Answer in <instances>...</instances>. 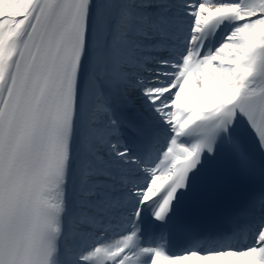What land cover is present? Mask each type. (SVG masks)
Segmentation results:
<instances>
[{
    "label": "snow or ice",
    "instance_id": "snow-or-ice-1",
    "mask_svg": "<svg viewBox=\"0 0 264 264\" xmlns=\"http://www.w3.org/2000/svg\"><path fill=\"white\" fill-rule=\"evenodd\" d=\"M0 264H264V0H0Z\"/></svg>",
    "mask_w": 264,
    "mask_h": 264
},
{
    "label": "bare ground",
    "instance_id": "bare-ground-1",
    "mask_svg": "<svg viewBox=\"0 0 264 264\" xmlns=\"http://www.w3.org/2000/svg\"><path fill=\"white\" fill-rule=\"evenodd\" d=\"M113 227H115V226H113ZM109 239H117V237H113L110 235Z\"/></svg>",
    "mask_w": 264,
    "mask_h": 264
}]
</instances>
